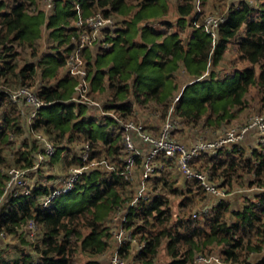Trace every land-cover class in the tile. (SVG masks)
Instances as JSON below:
<instances>
[{
  "label": "trees",
  "instance_id": "1",
  "mask_svg": "<svg viewBox=\"0 0 264 264\" xmlns=\"http://www.w3.org/2000/svg\"><path fill=\"white\" fill-rule=\"evenodd\" d=\"M77 3L83 15L101 10L113 17V13L132 11L130 18L117 21L119 27L115 20V27L106 29L103 36L110 47L104 49L98 43L83 51L92 95L103 99L104 110L117 118L139 115L149 126L164 119L173 103L174 116L183 125L202 124L221 131L247 108L252 87L259 89L264 101V3L256 8L243 1L232 8L214 37L195 24L197 0H179L176 25L180 31L168 32L161 39L163 31L155 27L158 21L150 23L148 19L164 18L168 0H139L133 8L125 0H56L50 13L42 8V0H14L12 5L0 0V77L5 85L15 82V86L30 85L40 77L39 96L51 101L31 123L15 107L6 108L0 129V198L9 168H32L35 157L44 151L43 141L31 131L52 137L56 144L48 159L53 165V173H48L54 180H41V173L48 174L47 166L42 165L29 171L40 184H30L27 194L6 195L0 231L7 239L0 237V252L13 244L18 255L0 257V264H79V255L86 258L82 264H103L100 258L106 254H110V264L113 254L125 264H154L162 246L168 257L162 264H195L198 255L212 254L224 264H264V144L255 127L238 142L202 152L191 162L222 194L207 191L197 179H186L175 159L157 156L158 167L148 181L146 196L130 204L137 195L135 178L139 174L126 179L120 173L124 145L118 119L110 115L95 119L87 106L69 100L79 82L66 68L77 31L73 24ZM140 22L147 23L140 28ZM162 25L172 24L165 20ZM44 28L49 39L45 50L36 42ZM189 28L192 30L184 44L179 32ZM230 43L249 66L223 79L214 77L212 70L207 73ZM18 46L30 49L34 59L20 66L16 61ZM182 68L191 81L180 91L175 73ZM232 79L234 84L228 86ZM197 83L210 91L187 100L196 95ZM176 96L179 98L174 102ZM179 131L182 129L176 133ZM250 134L256 135L255 145L246 148L243 142ZM214 136L212 133L209 138ZM86 143L91 147L88 160L103 159L113 164L112 169L89 165L71 191L48 201L57 184L69 176L71 165L83 166ZM175 165L177 170L173 171ZM177 177L181 178V189L176 186ZM132 181L134 193L128 191ZM163 190L193 196L202 192L210 206H203L191 218L172 219L169 200L160 193ZM62 196L76 202H59ZM231 198L238 204L232 206ZM118 207L127 212L122 227L137 237L136 244L126 240L117 247L110 221ZM30 220L40 227L36 240L29 237ZM143 242L144 246L137 248Z\"/></svg>",
  "mask_w": 264,
  "mask_h": 264
},
{
  "label": "built area",
  "instance_id": "2",
  "mask_svg": "<svg viewBox=\"0 0 264 264\" xmlns=\"http://www.w3.org/2000/svg\"><path fill=\"white\" fill-rule=\"evenodd\" d=\"M56 0H42V8L46 13H50L54 9ZM200 0L196 3V17L195 24L197 27L203 26L206 31L211 33L214 37H217V31L219 26L224 22L226 15H214L202 13ZM76 10L78 12L77 18L73 24L77 28L76 33L72 37L73 48L66 57V68L72 75L79 77V82L75 85V93L69 99L87 106V108L102 109L104 110V100L101 98H95L90 91L91 85L88 80V71L86 69L85 60L83 58V51L86 47H110V43L104 40L103 34L106 33V29L115 27L114 18L112 16H106L101 10L94 13L83 15L80 4H76ZM204 15V16H203ZM99 43V45H97ZM97 45V46H96ZM2 62L0 56V64ZM41 78L37 77L31 82L30 85H19L17 87H10L0 83V103L7 102L12 107H15L25 118L28 123L37 117L41 109L51 104V101H45L39 96V89H41ZM40 85V86H39ZM40 87V88H39ZM179 98L176 96L174 102ZM1 108H4V112L8 107L5 104ZM173 103L170 105L167 115L162 119L163 123L158 126L157 123L152 122L149 126L146 121L140 118H130L122 120L117 118L114 113L104 110L105 113L118 119L120 131L123 134L124 145V159L123 170L120 172L126 179H137V195L131 200L130 204L136 203L137 200L146 196L148 188V181L156 172L158 167L159 156L167 158H173L176 160L181 173L186 179H197L202 186L207 190L214 193L222 194L223 191H219L209 181L206 173L196 170L192 167V160L198 157L202 152L216 151L224 145L233 144L241 140L244 133L250 128H257L260 133L259 141L264 144V116L262 114H254L250 116L247 122L242 126L225 125L221 131H215V135L212 138L203 139L196 138L192 143L185 144L182 140L175 138L176 131L180 130L182 123L173 113ZM9 108V107H8ZM4 112L0 111V129L4 125ZM113 114V115H112ZM156 130V134L152 132ZM40 141H43L44 151L39 152L35 157L32 168H20L18 166H11L8 170L9 179L6 183L3 196L0 198V212L1 207L4 205V201L7 200L8 194L18 195L20 193L27 194L30 191L29 183V171L31 169L40 168L45 161L50 159L56 150V144L54 139L44 136L41 132L35 134L31 131ZM91 147L89 144H85V148L82 152V165H71L69 168V176L66 177L61 183L57 184L56 188L52 191L48 201H51L56 195L71 191L74 187V182L79 177L81 171L87 166L95 165L97 167H105L112 169L113 164L106 162L103 159L93 158L89 161V153ZM158 156V157H157ZM140 158L138 163L137 159ZM89 161V162H88ZM32 171V170H31ZM46 205V203H44ZM127 212L125 209L118 207L112 218V232L116 239L117 247L126 240L131 241L133 244L138 242L137 237L132 236L130 231L125 230L122 227V223L126 220ZM29 237L32 240H36L39 231V225L34 221L29 222ZM0 237L6 238L5 233L0 231ZM141 243L137 248L144 246ZM201 264H224L219 256L212 254L209 256L198 255L195 260ZM111 264H125L123 260L119 259L116 254L111 257Z\"/></svg>",
  "mask_w": 264,
  "mask_h": 264
},
{
  "label": "rangeland",
  "instance_id": "3",
  "mask_svg": "<svg viewBox=\"0 0 264 264\" xmlns=\"http://www.w3.org/2000/svg\"><path fill=\"white\" fill-rule=\"evenodd\" d=\"M2 1H4V3H6L7 5H12L14 3V0H2ZM125 1H126L127 5H129V8L130 7L133 8L139 0H125ZM243 1H248V3H251L253 5V7H256V8H258L261 3H264V0H201L199 5L201 6V10L203 11L202 13H204V15L205 14L227 15L228 12L232 8L233 9H234V7L237 8L239 5H241V3H243ZM178 2H179V0H168V12L164 18H161V19L149 18L148 19L150 23H156L158 21V23L155 24V27H157L158 29L163 31V35L161 36V39L168 32L180 31L179 27L176 25V20H177L176 5ZM132 10H134V9H132ZM194 12H196V10ZM131 14H132V11H128V14L113 13V18H114V21L116 20V25L119 27L120 22H117V21L118 20L123 21V20L127 19L128 17L130 18ZM165 20L170 21V23L172 25L169 27L166 25H162V22ZM143 23L146 24L147 22H140L139 23L140 28L143 26ZM191 30L192 29L189 28L184 32L183 31L179 32L180 37L182 38V42L184 44H187ZM36 42L38 44L37 45L38 48L44 49V50L46 48H48V46H49L48 32L45 30V28L42 31V37L40 39H38ZM18 49L20 50V55H19V57L17 56L16 61L18 60L20 66H22L26 61L34 59L33 56L30 55V49L23 48L21 46H18ZM0 51H1V48H0ZM247 66H249V63L245 62L239 58L238 53L236 52V49L234 48V45H232L230 43V45L229 44L227 45L225 52L223 53L222 57L218 60L217 64L212 65V66L210 65V69L207 73H210L212 70L214 73V77L219 78V79H223V78L227 77L229 74L230 75L234 74L237 70H241ZM257 71H258V69H257ZM175 76H176L175 77L176 83H177L180 91L187 85V83H189L191 81V78L188 77L186 70L183 68L176 71ZM207 78H210V77L208 76ZM234 82L235 81L232 79L227 84H228V86H231L234 84ZM0 83L4 84V80L2 77H0ZM14 83L10 82V83H8L9 84L8 86H10L12 88L17 87L14 85ZM208 90L210 91V89L206 88L203 83H197L194 86V92H196V95L192 98L188 97L187 100L195 99L198 96L207 93ZM258 90L259 89L257 87L251 88L250 93H249L247 108L240 112L239 119L233 120L232 123H230V124H232L234 126H242L246 123V121L250 118V116H252L254 114L264 115V101L261 99V96L257 93ZM5 104H7L8 107L11 106L7 102L6 103L1 102L0 103V111L1 112H4V108L6 106ZM3 105H4V108H1ZM89 111H90V114H92L90 116L94 117L95 119H99V120H101L102 119L101 117H103L104 115H109V114L105 113L104 110H102V109L98 110V109L90 108ZM137 117L140 118L139 115ZM1 123H2V120L0 121V124ZM156 123H157L156 125L158 128V126H160L163 123V121L157 120ZM230 124H228V125H230ZM191 125H193V124H191ZM181 129H182L181 132L179 131L178 133L175 134V138H180L181 140H184L185 142H187L186 139H189V141H190L192 138H195V140H196V138H198V137L203 138V139H208L209 136H211V134L216 131L215 128L211 129L210 127H202V124H199L196 126H185L182 123ZM61 154L63 156L66 155V153L63 154V152ZM49 164L47 165L48 169L46 170V172L47 173L48 172L53 173V171H52L53 165H51V164L49 165ZM44 168H46V166H44ZM176 170H177V166L175 165V168H173V171H176ZM49 173L48 174L41 173L39 175V177L42 176L41 180H44L46 183H48L50 181V183H51V181H53L54 178H53V175H49ZM179 178H178V182H177L176 186L179 187L178 189H181L180 185L182 183H181V178L180 179ZM28 181L30 184H32L34 181H36L33 173L31 175H29ZM128 191H132L133 193L135 192L133 181H132V183H130V186L128 187ZM160 193L165 194L166 199L169 200V203H170V206L172 209V219H175L176 217L191 218V216L194 213L199 212L203 206H204V208L210 206V203H207V201H206L207 199L205 198V196L202 192L199 193L198 196H196V195L193 196L190 193H187L185 195L184 194L181 195L178 193V195H177V194L169 193V191H165V190L161 191ZM187 196L190 198H187ZM58 200H59V202H67V204H71V203L76 202V200L69 199L68 196H62ZM182 203H184V205H182ZM111 222L112 221H110V225H111ZM37 237H39V236H37ZM17 255H18V251H16L15 245H13V244H10V247L3 249V251L0 252V257H3L4 259H10V258H13ZM109 257H110V254H106L103 257H101L100 260L102 261L103 264H110V258ZM167 258L168 257L165 254L164 247L162 246L161 250L157 256V260L155 261L154 264H162L163 262L166 261ZM85 260H86V258L84 256H82V255L78 256V263L79 264H82L83 262H85Z\"/></svg>",
  "mask_w": 264,
  "mask_h": 264
},
{
  "label": "crops",
  "instance_id": "4",
  "mask_svg": "<svg viewBox=\"0 0 264 264\" xmlns=\"http://www.w3.org/2000/svg\"><path fill=\"white\" fill-rule=\"evenodd\" d=\"M255 138H256V135L255 134H250V136L245 140V142H243V145L246 147V148H249V146H253V145H255L254 143H255ZM185 144H189V143H192V142H194L195 141V138H192L190 141H189V139H186V141L187 142H185L184 140H182ZM49 164V162H48V160L43 164V166L42 167H44V166H47ZM33 183H36V185H38V184H40L37 180L36 181H34ZM49 186H51V184L49 185ZM232 199V198H231ZM233 201V202H232ZM231 204H232V206H234V205H237L238 203H236L235 202V199H232L231 200ZM195 264H201V263H197V262H195Z\"/></svg>",
  "mask_w": 264,
  "mask_h": 264
},
{
  "label": "clouds",
  "instance_id": "5",
  "mask_svg": "<svg viewBox=\"0 0 264 264\" xmlns=\"http://www.w3.org/2000/svg\"><path fill=\"white\" fill-rule=\"evenodd\" d=\"M201 1V0H200ZM203 12V11H202Z\"/></svg>",
  "mask_w": 264,
  "mask_h": 264
}]
</instances>
